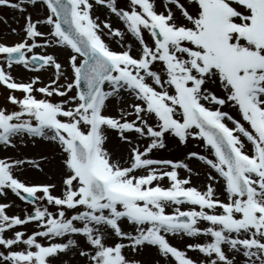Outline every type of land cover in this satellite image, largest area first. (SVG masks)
I'll return each instance as SVG.
<instances>
[{"label":"snow or ice","instance_id":"snow-or-ice-1","mask_svg":"<svg viewBox=\"0 0 264 264\" xmlns=\"http://www.w3.org/2000/svg\"><path fill=\"white\" fill-rule=\"evenodd\" d=\"M0 7L23 19L0 42V264H149L145 250L151 264H264V0ZM15 66L51 72L17 79ZM38 140L50 156L7 155ZM169 143L180 155L157 158ZM42 162L59 183L20 178Z\"/></svg>","mask_w":264,"mask_h":264},{"label":"rangeland","instance_id":"rangeland-1","mask_svg":"<svg viewBox=\"0 0 264 264\" xmlns=\"http://www.w3.org/2000/svg\"><path fill=\"white\" fill-rule=\"evenodd\" d=\"M98 8L101 10V14L99 15L100 18L104 19V13L106 14V9H104L103 7H98ZM29 11H32L30 7H29ZM94 13H95V10H94ZM41 14H42V10L34 12L33 16L35 18L36 16H39ZM96 15L98 14L96 13ZM5 21H7V23H5ZM17 21H19V23H17ZM112 21H113L114 27L119 26L118 22L116 21L114 17L112 18ZM22 24H23V19L20 13L10 8H7V7H0V42L12 43L18 40V37L15 34H12L10 32V29L17 28V30L19 31ZM145 38L148 39L147 35ZM104 39L106 40V42L109 43V45L113 49L119 50L118 44L115 41L108 40L107 37H104ZM126 40H130V38L126 37ZM37 51H39V49H37ZM47 51L55 54L59 58L60 62L64 63L66 53L63 50L59 48H51V49H47ZM50 72H51V69L47 71H41L38 73L28 72L19 66H15L12 69V75L14 77H16L17 79H24V80H26L30 76H35V75H39L41 79L47 80V78L50 75ZM16 94L19 95V93H16ZM5 95H6L5 90L3 88H0V104H3L5 102ZM54 99H58V98L54 97ZM223 110L229 112L231 115H233L234 118H239L237 111L234 108L225 107ZM226 123H229V122L226 121ZM229 126H231L230 123H229ZM194 143L195 142H190L189 147L192 148ZM112 146L114 147V150L116 148H119L122 151L121 146L118 143V139L115 137V133L111 134L109 142L106 144V147H108L110 150H113ZM193 150H197V149L193 148ZM4 154H5L4 152H0V157H2ZM7 155L18 156L21 158L29 157V158L39 159V157L42 155L50 156L51 147L47 143L38 140L34 145L32 143H28L27 146H19L18 150H9L7 152ZM154 155L157 158H174V157H178L180 154L177 152L175 145L172 143H169V147L167 148V150H160L159 152L154 153ZM197 163L198 162H192V164H197ZM42 167L44 168L43 172L38 171L35 168L26 167L23 170V173L21 174L20 178L26 180L27 182H32V183H47V182H52V181L59 183V179H60L59 174L54 173L51 166L44 164L42 162ZM194 171L196 170L194 169ZM204 171L205 170L201 172L200 170L201 175L199 177H197L196 175H193L192 183L194 185H200V184L205 183V177L203 175ZM183 175L184 173L181 171V176ZM164 183L165 185L167 184L166 181ZM218 192H219V188H218ZM8 200L13 205V207L10 209V212H13L15 214H21L22 210L25 207L23 203L20 202L11 193H9ZM27 228L31 229L32 225H28ZM170 239H171V242L175 246H178L181 248L183 247L184 242H187L190 240V238H185V241L182 242L180 238H170ZM188 254L192 257L196 256V253L194 252H189ZM138 258L148 261L149 264H151V261L154 258V252L145 250L144 254L142 256H139ZM65 259L69 261V264H75V262L72 260L71 257H66Z\"/></svg>","mask_w":264,"mask_h":264},{"label":"bare ground","instance_id":"bare-ground-1","mask_svg":"<svg viewBox=\"0 0 264 264\" xmlns=\"http://www.w3.org/2000/svg\"><path fill=\"white\" fill-rule=\"evenodd\" d=\"M104 16H105V13H104ZM118 146V145H117ZM112 149L114 150V147L112 146ZM115 150H120L119 148H116ZM191 166L193 167V169H195V170H198V171H200L201 170V172H203V168L201 167V165L199 164V163H197V164H191Z\"/></svg>","mask_w":264,"mask_h":264}]
</instances>
